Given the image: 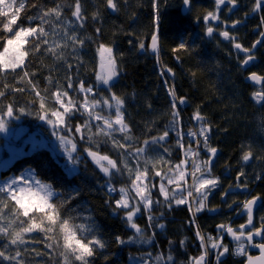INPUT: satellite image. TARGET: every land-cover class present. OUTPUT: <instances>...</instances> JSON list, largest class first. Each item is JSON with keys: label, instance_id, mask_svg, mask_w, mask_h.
<instances>
[{"label": "trees", "instance_id": "16d2710c", "mask_svg": "<svg viewBox=\"0 0 264 264\" xmlns=\"http://www.w3.org/2000/svg\"><path fill=\"white\" fill-rule=\"evenodd\" d=\"M238 1L241 13L248 8L252 11L254 0ZM30 2L36 3L37 0ZM39 3L48 8L55 7L57 3L63 4L66 27L74 29L85 41L76 50L71 46L72 42L68 41L69 46L64 49L66 59L56 60L50 53H45L43 48L34 56L30 53L28 71L35 73L32 79L42 95L44 89L51 93L57 85L66 88L68 77L72 78L74 87L83 80L104 97L116 93L124 100L125 120L131 134L139 138V142L130 143L143 147V140L162 135L168 130L169 140L161 142L163 147L152 145V150L147 153L154 154L156 158L161 155L165 159L170 157L171 162L181 159L177 158L182 149L174 145L178 138L177 131H185L190 125L194 127V113L198 110L213 127L214 137H209V145L220 149L217 162L213 164L214 175L219 177L220 184L224 183L225 189L237 183L256 184V192L264 195L259 188L264 180L257 179L263 176L264 171V103L252 94L251 84L244 81L245 69L241 64V56L231 47L230 42L205 33L203 17L216 9L214 0H199L197 11L187 15L181 12L180 0H114L115 12L107 0H80L85 17L82 27L71 16L74 0H39ZM35 12V8L22 12L18 23L28 27L29 22L24 16H32ZM262 15L264 10L258 12L255 24L264 31V26H261ZM69 20L72 23H67ZM156 33L160 40V50L153 55L149 50V42ZM7 35L10 34L0 25V37ZM51 38L58 40L59 36ZM141 43L145 45L144 48H140ZM181 43L186 45L184 49H179ZM101 45L112 48L119 68V76L110 81L108 87L98 85L96 79L100 66L98 48ZM257 71L264 74V59L257 66ZM19 75V69L16 73L0 75V91L5 90L4 85L8 86L5 96L0 97V108L12 104L14 115L23 118L27 126L21 140L22 153L14 156L13 161L0 171V176L5 178L18 175L31 168L43 183L52 185L58 195L63 194L61 199L71 193L74 198L66 206L64 214L76 217V224L90 226L105 245L94 249L88 264H187L191 256H199L201 245L196 236L197 227L202 234L215 237L217 225L224 224L225 218L229 220L230 214L224 209L216 216L209 215V211L200 212L196 214L193 224L189 222L192 212L187 205L170 209L164 207L163 212H149L155 218L152 222L146 219V215L144 219H137V224L150 232L148 237L140 239L136 230L128 224L124 211L117 209L114 204L119 199V192L108 190L109 185L117 189L125 186L128 179L120 175L107 177L85 154L84 149L92 147L91 142L79 139V134L75 132L77 123H83V117L77 115L71 121L74 141L78 144L77 162L74 164L51 145L47 128L37 115L40 110L38 98L30 87L25 88ZM49 76L53 79L51 86L47 80ZM170 86H174L177 99H186L185 103L176 105L178 109L182 106V111L179 109V129L170 127L174 99L168 91ZM17 88H25V91H11ZM68 91L74 93L72 89ZM34 100L37 102L33 103ZM46 106L51 108L54 102L46 98ZM20 108L25 111L21 112ZM63 133L65 136L71 135L67 128ZM123 135L121 133L115 138L124 143L121 139ZM183 140L188 145L189 136ZM196 140H192L193 145ZM92 150L95 151V147ZM247 150L253 152L254 159L251 162L241 159ZM100 152L112 159H123L111 144H101ZM130 162L132 165L136 163L131 158ZM240 171L245 176L238 182L236 177ZM3 195L0 192V197ZM53 202H56L55 197ZM6 203L11 207L13 202ZM159 222L164 223L160 230ZM149 237L150 241L140 244ZM225 239L229 241L228 237ZM26 240L29 241L26 245L14 246L7 239L0 238V250L9 255L14 254L19 247L25 264H49L54 260L55 253L47 255L51 250L47 248L41 234H30ZM120 240L124 243H120ZM146 254L149 257L144 258ZM168 255L173 257L172 261L166 259ZM157 256H162V260L157 261ZM242 260L230 257L221 264H242ZM0 264L15 262L0 258Z\"/></svg>", "mask_w": 264, "mask_h": 264}, {"label": "snow or ice", "instance_id": "6c2138e0", "mask_svg": "<svg viewBox=\"0 0 264 264\" xmlns=\"http://www.w3.org/2000/svg\"><path fill=\"white\" fill-rule=\"evenodd\" d=\"M184 2L188 3L189 0H184ZM107 4L116 9L114 0H107ZM225 4L231 5L232 7L228 8V11H232L237 5V0H215L216 11L208 12L203 19L205 21L209 19L220 20V6ZM73 7L71 16L75 17L76 23L82 27L85 17L82 13L80 0H74ZM30 8H35L36 12L32 16H24V19L29 22V26L25 27L18 23V20L21 13ZM261 10H264V0H254L252 11L260 12ZM34 21H38V23L33 24ZM240 22L233 21V27ZM67 23H72V21L69 20ZM221 23H226V21H221ZM0 25L6 33L10 34L0 37V42H2L0 47L3 49L0 51V75L9 72L16 73V70L19 69L20 81L25 84V88L30 87L35 97L38 98L40 110L37 111V115L41 119H48L50 113L55 118L54 120L48 119L49 123L64 125L71 132L72 119L77 115L85 117L83 123L75 127V132L80 133L79 139L90 141L92 147H95V151L92 150V147L86 148L84 151L92 157L106 176L111 178L115 175L125 176L126 174L129 180L127 187L122 186L117 189L115 186L109 185L108 190L119 192L120 198L115 200L114 204L117 209L125 212L127 222L136 232H142V230L133 222L134 218L143 216L144 210L151 212L153 206L160 203L159 195L163 196L165 206L169 209L172 208L173 204L176 206L187 205L189 211L192 212V219L189 222L193 224L197 213L204 210H215L207 209L206 201L212 191L220 187L219 177H214L211 171L213 158L218 150L209 145L208 133L211 128L207 125L206 118L198 110L194 113V119L200 122V127L196 131L189 129L188 136H202L203 139H197L195 147L192 146L193 142L189 140L187 148H185L183 139L178 138L176 140L177 148L183 149L185 159L173 164L170 157L165 159L163 155L158 158L142 155L151 151L152 145L163 147L161 142L168 138L169 131L165 130L162 135L151 136L143 140V147L138 146L137 143H130L132 141L139 142V138L133 137L131 134L125 120L124 100L116 93L113 92L110 97H104L97 90L93 94V86H88L81 80L74 87L71 77L67 78L66 88L63 85H57L56 90L51 93L48 89H44L43 95L41 90H37L32 79L35 73L28 71L31 63L30 53L34 56L43 48L45 53H50L56 60H61L66 59L64 49L69 46L68 41L72 42L71 46L74 50L85 43L84 39H81L74 29L66 27L63 4L57 3L55 7L48 8L39 3V0L36 3L30 2V0H0ZM261 26H264V15L261 16ZM96 31L99 32L100 29L97 28ZM207 33L212 36L214 28L212 26L207 27ZM220 35L225 39H233L227 30L221 31ZM52 36H59V39H52ZM261 36H264V32L261 33ZM151 40V48L155 51L158 47L157 36L153 35ZM256 43L259 44L260 41ZM144 47L145 45L141 43L140 48ZM185 47L186 45L183 43L179 45V49ZM234 47L248 53L247 58L242 61L244 65L254 60L251 49L243 48L239 43H235ZM255 47L254 44L253 48ZM98 51L101 56L103 71L97 75L96 79L104 84H109L118 75L117 57L113 55L112 48L105 45H101ZM168 71L171 72L172 70L168 69ZM249 78L254 82H264V76H259L255 72H252ZM47 80L51 86L53 84L52 77L49 76ZM3 87L5 90L0 91V97H4L8 90L7 85ZM25 88L12 89L11 91L23 92ZM68 89L77 93V97L73 98ZM168 91L174 98L172 100V125L170 127L174 126L179 129L181 118L176 105L177 103H185L186 99L176 98L174 86H170ZM253 95L264 102V91L255 92ZM46 98L59 107L48 109ZM36 102V100L33 101V103ZM105 109L108 110L107 115L104 114ZM19 110L25 111L24 108ZM14 111L12 104L0 108V130H6L4 116L12 117ZM41 111L44 112V115H41ZM93 121L97 123L94 124ZM93 128H95V132H93ZM116 132L124 134L121 137L124 143L115 138L114 133ZM181 135L177 131V136L180 137ZM60 139L68 141L65 136H61ZM101 144H111L112 148L123 159H112L106 154L101 155ZM203 149H207L209 158L206 160L200 158ZM75 151H77V144L72 142L69 155L71 156V153ZM164 151L167 152L168 149H164ZM189 157L191 159H188ZM130 158L136 161L135 165L131 164ZM251 158H253L251 150L244 151L241 157L243 161H249ZM73 162L76 163L75 160ZM158 168L161 170H157ZM244 176L245 173L240 171L236 180L239 182ZM156 177H160L158 184L155 180ZM189 178L191 179L190 184L188 183ZM18 181L19 186H17ZM166 185H174L175 187L169 190ZM235 186L248 187L246 183H237ZM231 187L233 185L229 186V188ZM153 189L159 194L155 200L153 199ZM178 189L180 191H177ZM0 192L4 194L3 197H0V238L7 239L11 245H26L29 242L26 240V236L39 233L46 242L47 248L51 250L47 255L52 256L55 253L54 260L50 261L49 264H88V258L94 255V249L105 247L90 226H86L84 223L76 224V217L64 214L66 206L74 198L71 193L61 199L62 193L58 195L52 185L32 178L31 173H29L28 178L21 175L17 179L5 182L4 187L0 188ZM223 195L227 196L228 192H224ZM54 197L56 202H53ZM6 201L13 202L11 207ZM260 201L261 197L253 196L241 202L237 214L246 215V222L236 228L228 224H219L217 225L219 231L215 237L211 234H202L197 227L196 236L201 245V253L199 256L190 257L187 264H208L210 253L215 255L216 264H221L222 258L229 253L228 245L223 242L225 234L236 242L235 255L246 257L247 264H253L254 259L264 260V216L255 215V210L261 206ZM235 203L236 201L233 200L227 206L231 208L232 204ZM154 219L153 216H148L149 222ZM254 220L259 226L254 223ZM159 226L164 227L162 224ZM256 237L260 238L259 242L256 241ZM120 243H124V241L120 240ZM250 248L259 249L260 257L253 258L248 255ZM40 254L36 253V255ZM0 258L15 262V264H25L24 256L19 247L14 254L9 255H5V251L0 250ZM156 259L161 261L162 256H157ZM166 259L172 261L173 257L168 255Z\"/></svg>", "mask_w": 264, "mask_h": 264}, {"label": "rangeland", "instance_id": "374dc122", "mask_svg": "<svg viewBox=\"0 0 264 264\" xmlns=\"http://www.w3.org/2000/svg\"><path fill=\"white\" fill-rule=\"evenodd\" d=\"M238 1V0H237ZM195 2L196 3H199L198 2V0H195ZM216 11V10H215ZM214 11V12H215ZM237 20H239V18L238 17H235V18H233L232 20H231V22H233V21H237ZM99 53V52H98ZM99 56H100V53H99ZM117 70L119 71V68H117ZM99 72H98V74H100V73H102V71H103V69L101 68V63H100V66H99V70H98ZM119 76V72H118V75L115 77V78H117ZM110 83V82H109ZM98 85H102V86H104V87H108L110 84H104L102 81H99L98 80ZM70 93V92H69ZM93 94H95V91H94V93ZM70 95H72L73 96V98H76L77 97V93H70ZM47 108H48V106H46ZM53 107H59V105H54ZM53 107H51V108H48V109H53ZM104 114L105 115H107L108 114V110L107 109H105V112H104ZM41 115H44V112L41 114ZM113 115H114V110H113ZM80 116V115H79ZM82 117V116H81ZM48 119H55L54 117H52L51 115H50V113H49V117H48ZM48 119H41L40 118V120H41V122L46 126V130H47V133L49 134V141H50V143H51V145H53V147L56 149V150H59L60 152H62L64 155H65V157L67 158V159H69L72 163H74L73 161L75 160L76 162H77V158H76V155L78 156V144H77V151H75V152H72L71 153V156L69 155V150L71 149V143L72 142H75L74 140H75V138L73 139V136H74V131L72 132H70L71 133V135H70V137L69 136H65L64 135V133H63V131H64V129H65V127H64V125H60V124H53V123H49L48 122ZM83 119H85V117H83ZM4 122H5V127H6V130H0V171L3 169V168H5L6 166H8L9 164H10V162H12L13 161V159L15 158L14 156L16 155V154H18V153H22V145H23V141H21L22 140V137H23V135H24V133L26 132V128H27V126L25 125V123H24V120H23V118H20V117H17V116H15V115H13L12 117H8V116H4ZM196 122V124L195 123H193L194 124V127L193 126H188V129L186 130V128H185V131L184 130H182V129H180L181 130V136L180 137H178V138H180V139H185L187 136H188V130L189 129H191V130H193V131H196V130H198V128L200 127V122H198V121H195ZM93 123L95 124V123H97V122H95V121H93ZM206 123H207V125L211 128V132H210V135L212 136V137H214V134H213V127H212V125L210 124V123H208L207 121H206ZM81 123H77V125L76 126H78V125H80ZM67 131H68V129H67ZM66 132V131H65ZM69 132V131H68ZM79 134V136H80V133H78ZM119 134H121V133H119V132H116V133H114V136H117V135H119ZM123 134V133H122ZM209 135V134H208ZM43 137H45L44 135H42ZM61 136H65V137H67L68 138V141H62L61 139H60V137ZM177 138V139H178ZM176 139V140H177ZM194 139H200V140H202L203 139V137L202 136H197V137H190L189 136V140L190 141H192V140H194ZM174 145L175 146H177L176 145V141H175V143H174ZM187 146L188 145H186L185 144V148H187ZM192 146L193 147H195V145H193L192 144ZM212 147V146H211ZM85 152V154H87V156L89 157V159L100 169V167L96 164V162L92 159V157L91 156H89L88 155V153L86 152V151H84ZM101 155H105V154H103V153H101ZM107 155V154H106ZM142 155H147V156H151V157H155V155L153 154H148V153H145V154H142ZM111 158V157H110ZM179 158H181L180 160H182V159H185V157H184V155H183V149H182V153L179 155V157L177 158V159H179ZM200 158L201 159H208L209 157H208V153H207V149H203L202 151H201V153H200ZM188 159H191L190 157L188 158ZM69 160H68V162H69ZM180 160H178V161H175V162H172L173 164H175V163H179V161ZM246 162H249V161H246ZM75 164V163H74ZM101 170V169H100ZM157 170H161L160 168H158ZM29 173H31V175H32V178H34V179H38V180H40L39 178H38V176L36 175V172H35V170L34 169H31V168H28V169H26L25 171H23V172H21L20 174H18V175H9V176H7V177H5V178H2L1 176H0V185H1V187L3 188L4 187V185H5V182H10L12 179H17V178H19L21 175H24L26 178H28L29 177ZM103 173V172H102ZM104 174V173H103ZM105 175V174H104ZM212 175L214 176V177H218V176H216V175H214V172H212ZM126 176V175H125ZM108 177V176H107ZM126 178H127V176H126ZM125 180H127V179H125ZM155 180H156V183L158 184L159 182H160V177H156L155 178ZM41 181V180H40ZM42 182V181H41ZM43 183V182H42ZM188 183L190 184L191 183V179L189 178V181H188ZM129 185V180H127V183H125V186H123V187H127ZM17 186H19V181H18V185ZM167 187H168V189L169 190H171L172 188H174L175 186L174 185H166ZM185 187H187V185H185ZM219 188H220V190H219ZM180 191V190H179ZM225 192V188H224V183L221 185L220 184V187H218V188H216V189H214L213 191H212V193L208 196V198H207V201H206V205H207V209H211V208H214L215 207V203H216V201H218V198H219V196H222L223 195V193ZM119 195V198H120V194H118ZM159 194L156 192V190L155 189H153V199L155 200L156 198H157V196H158ZM247 194L244 196V199H246L247 198ZM235 199V198H234ZM159 200H160V203L159 204H155L154 206H153V208H152V210L151 211H153V213L154 212H163L164 211V207H166L165 206V203H164V198H163V196L162 195H159ZM247 200V199H246ZM229 204V201L228 202H226V203H224V204H221V206H224L225 208L227 207V205ZM176 205L175 204H173V206L172 207H175ZM181 206V205H180ZM204 211H210V210H204ZM204 211H202V212H204ZM259 212H260V216H264V207L263 208H260V210H258ZM145 215H146V219H148V216L150 215V213L147 211V210H144V214H143V216H141V217H139V219H144L145 218ZM235 215H236V213H235ZM124 216L126 217V215H125V212H124ZM127 219V218H126ZM137 219L138 218H134V220H133V222L136 224V225H138L139 226V228L142 230V232H137V234L139 235V237H148L149 236V234H150V232H147L145 229H143V227H142V225H140V224H137ZM231 219H232V216L230 215L229 216V220H226V218H225V220H224V224H228V225H230V223H231ZM129 224V223H128ZM164 225V223L163 222H159L158 223V229L160 230L161 229V227L159 226V225ZM130 225V224H129ZM134 229V228H133ZM135 230V229H134ZM152 233V232H151ZM217 233L218 232H216V236H217ZM226 237H228L227 236V234H225L224 235V243L225 244H227L228 245V247H229V253H227V254H225V256L222 258V261H221V263H224V261L225 260H227L228 258H230V257H233L234 258V256H235V245H236V243H234V242H229V241H226ZM142 238V239H143ZM141 239V238H140ZM150 239H151V237H149L148 239H146L144 242H140V244H145V242H148V241H150ZM144 258H147V257H149V254H146L145 256H143ZM191 257H193V256H191ZM236 257H239V256H237L236 255ZM242 259L244 260V257H242ZM208 264H216V261H215V255L213 254V253H210L209 254V257H208Z\"/></svg>", "mask_w": 264, "mask_h": 264}, {"label": "flooded vegetation", "instance_id": "af4514ba", "mask_svg": "<svg viewBox=\"0 0 264 264\" xmlns=\"http://www.w3.org/2000/svg\"><path fill=\"white\" fill-rule=\"evenodd\" d=\"M190 1H191V4H190L189 13L191 11H194V10L196 12L200 6L195 2V0H190ZM180 2H181V6H182L183 0H180ZM198 2H199V0H198ZM181 6H180V8H181ZM239 6H240V2L237 1L236 8L232 11H228V8L232 7L231 5H229V4L221 5L220 11H219L220 20L214 21V20L209 19L208 21H205V24H206L205 25L206 26L205 33L208 35L207 27L212 26L214 28V33H213L214 37H221L224 40H226L227 42H230L231 47H234L235 43H239L243 46V48L251 49V54L254 56V60L251 63H249L248 65H244L242 63V61L247 58L248 53H245L242 50L236 49L234 47V49L238 53V55L241 56V64H242V67L245 69L244 81L247 82L245 80V78L248 75H250L252 72L257 73V75H259V76H264V74H260V72L257 71V66L260 65L264 59V51H263L264 36H261V33L264 31L260 30V28L257 27L255 24L256 23V16L258 15V12L250 11V9L248 8L244 13H241V11L239 10ZM215 10L216 9L209 11V12H214ZM235 17H238L239 20H237V21H241V22L239 24H237L235 27H233V23L231 22V20ZM221 21H226V23H221ZM245 27H247V29ZM225 30H227L230 33V36L233 39H225L223 36L220 35V32L225 31ZM257 41H260V43L257 44L256 43ZM254 44L256 45L255 48H253ZM159 50H160V45H159ZM159 50H158V52H159ZM171 75L173 77V74H171ZM248 84H251L250 87L252 90V94L255 92H259V91H264V82L261 84H254V83H248ZM176 98H177V96H176ZM262 103H264V102H262ZM179 109L182 111L181 105L179 106ZM209 137H211L210 134H209ZM166 140H169V136H168V138H166ZM218 155H217V158H218ZM251 159H254V158H251ZM256 160H257V158H256ZM216 162H217V159L214 162V164ZM211 171L214 172L213 171V165L211 167ZM260 178H262L264 180V171H263V176H260ZM235 185L236 184H233V187H231V188L236 187ZM253 185L254 184L248 185V187L245 188V189H247V191H245V192L238 191V192H234V193H228L227 196L222 195L221 199L216 201L215 207L211 208V209H215V210L209 211V215L216 216V215L220 214V212L224 209V211H226L228 214H230L232 216L230 226H232L233 228H236L240 224L245 223L246 219H247L246 215L241 216V215L237 214V212L239 211V208L241 206V202L245 201L246 199H250L253 196H259V197H261V203H260L261 206L257 208V210L255 211V215L260 216V212L258 210H260V208L264 207V195L258 194L259 192H256V188L258 186L256 184L254 186ZM231 188H229V187L226 188L225 192H228V190H230ZM238 188L244 189L242 187H238ZM259 188L264 193V183H261ZM246 194L248 196L246 199H244V196ZM233 200H235L236 203L232 204L231 208H229L228 206L226 208L224 206H221V204H224L228 201L230 204V203H232ZM217 203H219V204L217 205ZM235 213H236V215H235ZM254 223L257 224V226H259L256 220H254ZM217 230H218V228H217ZM228 240H229V242H232L229 239V237H228ZM256 241L259 242L260 238L256 239ZM242 257L243 256H239V257H236V255L234 256V258H236V260H242L241 259Z\"/></svg>", "mask_w": 264, "mask_h": 264}, {"label": "water", "instance_id": "95a60500", "mask_svg": "<svg viewBox=\"0 0 264 264\" xmlns=\"http://www.w3.org/2000/svg\"><path fill=\"white\" fill-rule=\"evenodd\" d=\"M190 4H191V1H190V0H189L188 3H185L184 0H183L182 6H181V12H182V14L186 15V14L189 13V11H190ZM235 8H236V7H235ZM235 8H233V10H234ZM111 9L113 10V12H115V9H113L112 7H111ZM154 35L157 36V45H158L157 50L154 51V50L151 48L152 40H150V42H149V50H150L151 54H153V55L157 54V52H158V50H159V45H160V40H159L158 33H156V34H154ZM99 60H100V63H101V56H99ZM247 65H248V64H247ZM171 76H172V75H171ZM249 77H250V75H248V76L245 78V80H246L248 83H254V84H261V83H263V82H254V81H252ZM113 79H114V78H113ZM210 132H211V131H210ZM210 132H209V134H210ZM217 150H218V151H217L216 156L213 158L212 165H213L214 162L216 161V159H217V155H218L219 152H220V149H219V148H217ZM212 165H211V167H212ZM177 191H179V189H178ZM238 191H243V192H245V191H247V189H245V188H244V189H241V188H238V187H234V188H231L230 190H228V193H234V192H238ZM260 203H261V201H260ZM256 210H257V209H256ZM256 210H255V211H256ZM228 237H229V239H230L232 242L235 243V241L232 240V238H231L229 235H228ZM256 239H259V237H256ZM248 255L252 256L253 258H259L260 255H261V253H260V250L257 249V248H250L249 251H248ZM243 264H247V259H246V257H244V262H243ZM253 264H264V260L254 259Z\"/></svg>", "mask_w": 264, "mask_h": 264}]
</instances>
